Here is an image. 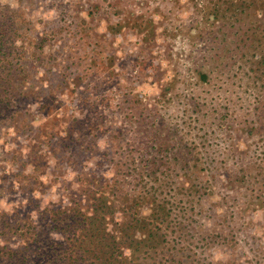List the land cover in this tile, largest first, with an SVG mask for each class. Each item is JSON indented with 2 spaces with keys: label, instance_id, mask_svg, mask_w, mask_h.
I'll return each instance as SVG.
<instances>
[{
  "label": "rangeland",
  "instance_id": "374dc122",
  "mask_svg": "<svg viewBox=\"0 0 264 264\" xmlns=\"http://www.w3.org/2000/svg\"><path fill=\"white\" fill-rule=\"evenodd\" d=\"M0 3V257L104 196L129 262L264 264V0Z\"/></svg>",
  "mask_w": 264,
  "mask_h": 264
},
{
  "label": "trees",
  "instance_id": "16d2710c",
  "mask_svg": "<svg viewBox=\"0 0 264 264\" xmlns=\"http://www.w3.org/2000/svg\"><path fill=\"white\" fill-rule=\"evenodd\" d=\"M5 13V7L0 3V69L9 70L10 74L16 66V59L22 52H19L16 47L20 35L15 21L11 15L8 16ZM2 86H8L9 91L12 88L10 80L8 84L0 83V88ZM7 101L9 104L10 98ZM107 214H109V207L106 205L105 197L99 196L93 204L91 216L71 215L65 218L67 222L62 228L53 227L54 230L63 234H70L63 242L54 239L43 240L39 244L36 241L30 242L31 248L34 247L36 251L32 252L33 255L32 253L26 255L28 247L17 249L6 247L3 249L6 251H2L6 259L5 264H135L134 260L129 262L128 258L124 257L122 246L125 240H118L114 233L108 232L107 222L110 221V216L107 217ZM105 222L104 229L101 224ZM116 224L119 225L117 222ZM134 244L133 242L132 245ZM3 256L0 259H3ZM138 258L140 259V256Z\"/></svg>",
  "mask_w": 264,
  "mask_h": 264
}]
</instances>
